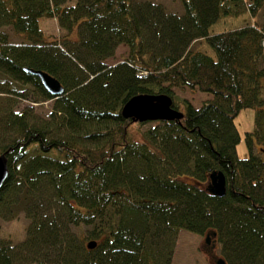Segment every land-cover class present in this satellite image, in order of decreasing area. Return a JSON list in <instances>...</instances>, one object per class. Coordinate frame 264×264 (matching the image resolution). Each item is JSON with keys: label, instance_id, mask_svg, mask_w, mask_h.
I'll return each mask as SVG.
<instances>
[{"label": "trees", "instance_id": "1", "mask_svg": "<svg viewBox=\"0 0 264 264\" xmlns=\"http://www.w3.org/2000/svg\"><path fill=\"white\" fill-rule=\"evenodd\" d=\"M180 1L181 12L153 0H0V74L34 91L0 92L52 100L45 118L27 106L0 114V217L28 218L21 240L0 237V264H171L180 229L214 230L225 264H264V0ZM245 13V24L210 31ZM41 17L65 33L48 35ZM120 44L127 52L108 64ZM25 68L64 91L50 94ZM184 87L211 96L196 107L175 94ZM138 93L168 94L183 115L123 116ZM249 107L241 157L234 118ZM216 169L222 196L207 189Z\"/></svg>", "mask_w": 264, "mask_h": 264}, {"label": "rangeland", "instance_id": "2", "mask_svg": "<svg viewBox=\"0 0 264 264\" xmlns=\"http://www.w3.org/2000/svg\"><path fill=\"white\" fill-rule=\"evenodd\" d=\"M75 0H71L74 2ZM156 2H161L167 10L181 12L183 10V4L180 0H153ZM259 23H264V6L260 10L259 14L256 16ZM251 19L248 13L241 14L238 16L223 15L220 16L210 27L211 32L222 31L234 27L241 26ZM40 26L45 30L48 35H61L65 33L57 23L56 18H45L41 17L39 19ZM3 29L8 34V40L12 43H19L22 38L17 35L10 25H6ZM200 42H196L195 45L198 46ZM203 49L209 54L215 56V52L211 46L207 43L203 44ZM127 46L125 44H120L113 56L106 59L108 64H113L120 60L127 52ZM262 83L264 85V76L262 77ZM5 86L7 89H16L17 92H30L32 88L31 85H21L20 83L11 81L9 78L5 80V77L0 74V87ZM15 90V91H16ZM175 94L179 97H185L190 99L192 104L196 107L200 106L202 100L211 96L210 93L202 90H190L187 87L175 88ZM34 92V91H32ZM31 93V92H30ZM24 107L27 106L29 111L38 117L45 118L52 108V100H39L34 101L23 96L16 95L10 92H0V114L5 113L9 107ZM254 108H243L241 109L234 118L235 124L241 135L239 143L236 145L237 154L241 157L248 155V148L244 140V132L246 130H251L254 126ZM144 127V126H143ZM7 135L9 130L6 129ZM9 138H0V144L6 142ZM28 218L23 212H20L17 217L12 219H4L0 217V237L8 238L13 242L21 240L25 236V225ZM209 241H206V233L199 234L187 229H180L176 243L174 247V252L171 260V264H217L215 258H221L220 245L216 241V248H211V243L213 242L214 236L209 234Z\"/></svg>", "mask_w": 264, "mask_h": 264}, {"label": "water", "instance_id": "3", "mask_svg": "<svg viewBox=\"0 0 264 264\" xmlns=\"http://www.w3.org/2000/svg\"><path fill=\"white\" fill-rule=\"evenodd\" d=\"M27 71L37 75L44 88L52 95H59L64 91V86L60 81L41 69L25 68ZM121 112L125 117L133 120H157V119H178L183 113L172 106V98L165 93H138L132 95L122 106ZM9 173L8 158L5 153H0V188ZM207 189L214 195L222 196L226 192V177L221 170H212L209 173ZM209 234L215 235L214 230L206 233V241H209ZM95 241L87 242L88 247H94ZM217 264H225L224 259L218 258Z\"/></svg>", "mask_w": 264, "mask_h": 264}, {"label": "flooded vegetation", "instance_id": "4", "mask_svg": "<svg viewBox=\"0 0 264 264\" xmlns=\"http://www.w3.org/2000/svg\"><path fill=\"white\" fill-rule=\"evenodd\" d=\"M216 241H217L216 239H213V242H212L211 245H210L212 249L216 248V246H217V245H216ZM217 259H218V258L216 257V258H215V261H216Z\"/></svg>", "mask_w": 264, "mask_h": 264}]
</instances>
